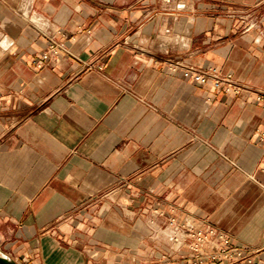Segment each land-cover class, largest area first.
Listing matches in <instances>:
<instances>
[{
	"label": "crops",
	"instance_id": "1",
	"mask_svg": "<svg viewBox=\"0 0 264 264\" xmlns=\"http://www.w3.org/2000/svg\"><path fill=\"white\" fill-rule=\"evenodd\" d=\"M256 91L264 0H0V248L20 264H174L191 252L173 217L264 246Z\"/></svg>",
	"mask_w": 264,
	"mask_h": 264
},
{
	"label": "built area",
	"instance_id": "2",
	"mask_svg": "<svg viewBox=\"0 0 264 264\" xmlns=\"http://www.w3.org/2000/svg\"><path fill=\"white\" fill-rule=\"evenodd\" d=\"M58 51V44L53 43L42 56L47 59ZM183 75L203 84L213 83L225 93L231 91L238 93L244 90L242 86L235 84L230 75L222 76L215 68L186 67ZM255 93L256 99L264 106V93L259 91ZM256 135L264 147V130L258 129ZM259 164V170L264 174V154ZM170 224L174 225L172 234L174 242L191 252L188 257L174 264H264V260L257 259L260 254H264V246L250 249L246 245H236L232 243L231 237L211 226L190 221L179 224L175 217L170 220Z\"/></svg>",
	"mask_w": 264,
	"mask_h": 264
},
{
	"label": "water",
	"instance_id": "3",
	"mask_svg": "<svg viewBox=\"0 0 264 264\" xmlns=\"http://www.w3.org/2000/svg\"><path fill=\"white\" fill-rule=\"evenodd\" d=\"M0 264H20L17 260L10 257L3 249L0 248Z\"/></svg>",
	"mask_w": 264,
	"mask_h": 264
}]
</instances>
